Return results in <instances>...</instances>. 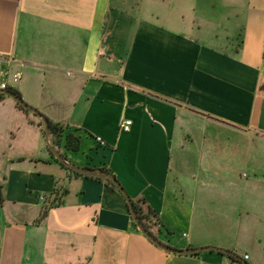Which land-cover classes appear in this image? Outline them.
<instances>
[{"label":"crops","instance_id":"obj_1","mask_svg":"<svg viewBox=\"0 0 264 264\" xmlns=\"http://www.w3.org/2000/svg\"><path fill=\"white\" fill-rule=\"evenodd\" d=\"M1 81L82 129L68 162L112 170L163 243L264 264V0H0ZM43 128L0 93V264H240L155 245Z\"/></svg>","mask_w":264,"mask_h":264},{"label":"trees","instance_id":"obj_2","mask_svg":"<svg viewBox=\"0 0 264 264\" xmlns=\"http://www.w3.org/2000/svg\"><path fill=\"white\" fill-rule=\"evenodd\" d=\"M11 90H13L18 95L21 96V94L17 90H15L13 88H11ZM18 105L21 108L25 109V107L22 106L20 103H18ZM49 123H50V142H51V145L62 154V157L64 158V160L68 161V158L66 155L68 151L78 153L82 150V132H83L82 129L72 128L68 125H64V124H60V123H54L50 120H49ZM56 160L63 167L69 169L70 171L74 172L75 174L83 175V174H80V173L68 168L66 166V164L64 162L60 161L59 159L56 158ZM100 169L105 171V172H109L115 176V174L109 168L103 167ZM90 177H93V176H90ZM93 178H96L98 180H104L108 184H111L112 186H114L116 189H118L120 191V189L109 179L99 178V177H93ZM0 189H1V186H0ZM53 196L55 197L53 200L50 199L49 201H47L46 208L42 212L40 220L44 219L48 215V211L51 207L58 204L56 201V198H57L56 194H54ZM132 200L134 202L138 217L140 218L141 222L146 226V228L151 233H153L156 236L153 228H154V226H159L160 224H159L158 216H157L155 210L147 203V201L144 198H139L136 200L132 199ZM199 254L200 253H195L193 255H199ZM220 254L228 256L232 261L242 264L240 259H239V256H232V255L221 253V252H220Z\"/></svg>","mask_w":264,"mask_h":264},{"label":"water","instance_id":"obj_3","mask_svg":"<svg viewBox=\"0 0 264 264\" xmlns=\"http://www.w3.org/2000/svg\"><path fill=\"white\" fill-rule=\"evenodd\" d=\"M0 93H3V94L10 96L16 102H18L22 106H24L26 109L34 112L35 114H37L38 116H40L42 118V121L44 123L45 138L47 140V143H48L50 149L52 150V152L54 153L56 158L59 159L60 161L64 162L68 168H70V169H72V170H74L80 174H83V175L99 177V178H106V179L111 180L120 189V191L124 194V196L126 197V199L128 201L129 208H130L131 215L133 217V220L137 224V226L139 227L140 231L150 241H152L155 245H157L161 249L165 250L166 252L174 253V254H180V255H189V254H195V253H200V252H204V251H216V252L229 254L232 256H238L237 254H235L234 252H232L230 250H227L225 248L216 247V246L178 249V248H174L172 246H169V245L163 243L158 237H156L153 233H151L146 228V226L141 222L140 218L138 217V214H137L133 200L131 199L129 194L126 192L125 188L122 186L120 181L113 174H111L109 172H105V171H103L101 169H97V168H83V167L76 166V165L69 163L68 161L64 160V158L62 157V154L51 145L49 119L44 114H42L37 108L29 105L20 95H18L13 90H11V89L0 90ZM1 202H2V193L0 190V204H1ZM239 259L242 261L243 264H248V262L245 261L244 259H242L240 256H239Z\"/></svg>","mask_w":264,"mask_h":264},{"label":"built area","instance_id":"obj_4","mask_svg":"<svg viewBox=\"0 0 264 264\" xmlns=\"http://www.w3.org/2000/svg\"><path fill=\"white\" fill-rule=\"evenodd\" d=\"M103 52H101L102 54ZM22 78V74L21 72H16L15 74L12 75V78H11V81L13 83H18ZM5 89H11V86L9 84V82L7 81H1L0 82V90H5ZM132 124V121L131 120H127L125 121L123 124H122V128L125 129V130H128L130 128V125ZM96 142L99 144V145H102L104 146L105 145V141L103 140L102 137H96ZM42 199H44V197H42ZM248 255L245 257L246 259H248Z\"/></svg>","mask_w":264,"mask_h":264},{"label":"rangeland","instance_id":"obj_5","mask_svg":"<svg viewBox=\"0 0 264 264\" xmlns=\"http://www.w3.org/2000/svg\"><path fill=\"white\" fill-rule=\"evenodd\" d=\"M42 126H43V125H42ZM43 131H44V128H43ZM219 165H220V163H216L215 168H216V169L219 168ZM241 171H242L243 173H246V172H247L246 169H241Z\"/></svg>","mask_w":264,"mask_h":264}]
</instances>
